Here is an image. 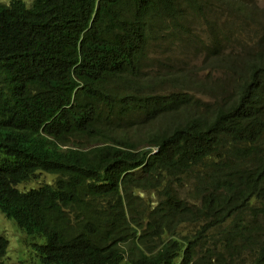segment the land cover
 Segmentation results:
<instances>
[{"label": "trees", "instance_id": "trees-1", "mask_svg": "<svg viewBox=\"0 0 264 264\" xmlns=\"http://www.w3.org/2000/svg\"><path fill=\"white\" fill-rule=\"evenodd\" d=\"M183 1L202 9L0 0V211L42 264H236L239 244L200 253L197 237L264 222V18L254 46L225 61L227 98L201 108L194 91L136 92L154 27H183ZM214 1L256 19L244 0ZM133 114L162 122L136 141L124 128ZM41 173L54 181L19 187ZM190 219L198 235L179 234ZM8 246L1 235L0 257ZM251 248L249 264H264V238Z\"/></svg>", "mask_w": 264, "mask_h": 264}, {"label": "rangeland", "instance_id": "rangeland-1", "mask_svg": "<svg viewBox=\"0 0 264 264\" xmlns=\"http://www.w3.org/2000/svg\"><path fill=\"white\" fill-rule=\"evenodd\" d=\"M27 1L30 2V0ZM198 1L202 5L201 10L187 1L181 4L183 27H180V23L174 26L167 20L160 23L164 28L154 27L141 64L139 89L137 88L136 92L143 95L149 93H180L182 95L194 91L196 93L194 98L199 99L201 108L205 107L204 104L231 95L229 86L225 92L227 79L224 75L225 61L230 59L229 54L238 56L248 47L254 46L258 21L264 18V0H244L246 7L252 6L256 11V19L249 17V13L244 15L237 8L235 10L223 5L221 1ZM217 40L218 49L211 52L207 46L214 47V42ZM216 57L221 59L216 60ZM118 87L125 92L131 91V87L128 89H123L122 85ZM193 110L194 108L189 107L186 109V111ZM130 120L131 123H126L124 128L127 130V136L136 141H144L147 131L156 129L162 122V118L153 121L143 114H133ZM122 122H125V119H122ZM53 181V176L41 173L37 178L19 187L28 190ZM188 187H190L189 184ZM150 195L153 200L155 195L151 193ZM137 200L141 204L146 202L143 199ZM188 204L194 208L201 207L198 201ZM259 222L252 223L243 236L237 237H233V227L228 224L207 228L196 239L197 250L202 253L210 250L209 248H214L221 254L223 245L237 243L240 245L237 252L240 256L236 259V253H234V259H236L234 263L249 264L250 252L253 250L251 247L259 244L264 238V222ZM201 224L202 221L190 219L179 227L178 232L188 236L193 233L198 235L197 231L202 227ZM1 235L8 239L9 246L6 254L0 257V264H42L40 255L33 248L35 242L33 237L20 229L14 218H9L0 211ZM43 242L44 240L41 239L39 243Z\"/></svg>", "mask_w": 264, "mask_h": 264}, {"label": "bare ground", "instance_id": "bare-ground-1", "mask_svg": "<svg viewBox=\"0 0 264 264\" xmlns=\"http://www.w3.org/2000/svg\"><path fill=\"white\" fill-rule=\"evenodd\" d=\"M262 221V220H261ZM258 223H260V222H258ZM263 225V224H262ZM250 241H252V240H250ZM255 241V240H254ZM256 242H257V240H256Z\"/></svg>", "mask_w": 264, "mask_h": 264}]
</instances>
